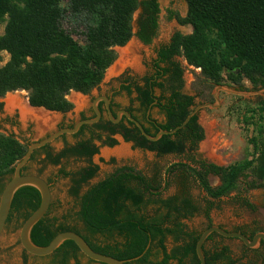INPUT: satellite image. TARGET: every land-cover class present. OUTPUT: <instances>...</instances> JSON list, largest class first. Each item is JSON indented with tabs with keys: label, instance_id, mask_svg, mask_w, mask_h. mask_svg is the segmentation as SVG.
<instances>
[{
	"label": "trees",
	"instance_id": "16d2710c",
	"mask_svg": "<svg viewBox=\"0 0 264 264\" xmlns=\"http://www.w3.org/2000/svg\"><path fill=\"white\" fill-rule=\"evenodd\" d=\"M187 3V17L178 19L182 25L192 27V34L178 33L170 46L161 49L157 77L147 78V86L138 89L144 105L154 100L157 89L161 90L157 100L166 121L154 131L145 129L152 137L160 130L173 131L182 126L195 107V97L182 93L184 73L175 61L179 56L215 84H219L224 71H239L237 77L231 76L232 83L241 85L247 79L255 88L264 87V0ZM141 8L145 13L136 36L149 45L158 32L157 0H0V23L7 19L5 33L0 37V52L10 56V61L0 69V98L26 91L32 107L69 113L74 105L68 96L72 92L87 95L100 85L117 60L115 48L126 46L134 37L133 17ZM145 14L149 15L146 20ZM75 35L83 37L85 43L80 44ZM250 113L256 131L250 140L251 159L229 167L198 158L199 145L205 139L198 114L175 134L163 136L157 142L149 141L133 124L111 127L108 122L95 126L91 140L84 139L76 147L49 158L54 166L67 157L88 161L89 165L76 174L61 171L73 179L71 193L77 200L73 218L78 225L50 218L49 210L32 230V241L46 247L59 234L74 232L94 251L130 264H201L196 247L203 232L189 230L184 221L201 214L210 220L214 203L202 205L196 201L186 184L189 178L194 179L212 200L225 198L240 182L246 191L264 188V100ZM87 127L76 136L83 135ZM104 130L112 134L123 131L125 141L134 143L136 148L159 157L185 158L186 163L173 165L166 170L165 177H149L133 167H124L90 185L99 169L91 162L99 154L93 139L102 141L103 134L99 132ZM106 144L114 147L117 141L107 137ZM26 153L27 147L15 137L0 134V197ZM210 176L221 178V186L213 187ZM180 179L182 188L165 196L171 181ZM83 186H88V190L81 194ZM40 204L41 195L33 187L20 189L14 198V208L32 210L25 222ZM245 205L251 207L247 202ZM214 238L224 239L216 233L208 238L203 248L207 264H238L229 248L210 244ZM169 239L173 240L172 249ZM52 257L59 264H82L85 256L74 242L66 241Z\"/></svg>",
	"mask_w": 264,
	"mask_h": 264
},
{
	"label": "rangeland",
	"instance_id": "374dc122",
	"mask_svg": "<svg viewBox=\"0 0 264 264\" xmlns=\"http://www.w3.org/2000/svg\"><path fill=\"white\" fill-rule=\"evenodd\" d=\"M160 5L159 14V26L156 38L151 44L145 45L136 36L138 32V22L142 15V10L139 9L133 17V32L134 37L124 47H117L115 51L117 53V60L107 70L100 87L103 91H106L107 84L114 78H117L124 70H129L135 76H144L149 71L147 65L152 62L155 57V51L162 44L169 42L172 35L178 33L182 35L192 34V27L188 25H182L178 18L184 19L188 14L187 0H158ZM170 12L175 13L170 15ZM7 19L0 23V37L4 35ZM66 28L70 29L67 25ZM80 43L84 44L85 40L79 35L74 36ZM135 46L137 49L133 55L139 62L140 69L136 70L131 65H123L121 63L122 56L121 51L127 49L130 46ZM10 61V56L6 52H0V69H2ZM175 61L183 69L184 85L182 93L185 95L195 97V107L193 111L206 104H214L218 106L216 108L205 107L199 109L197 112L199 117V124L202 127L205 139L200 143L198 149V158L205 160L209 163L216 164L221 167H229L236 163L244 162L247 159H251V153L253 147L250 144V140L255 136L254 120L251 121L252 114L250 110H256L259 104L264 100V87L258 86L255 88L247 79L242 81L243 87L238 84H234L230 81L231 76L237 77L239 71L230 73L224 71L222 79L219 84L205 79L200 69H196L191 66L184 57H177ZM219 86H226L227 88L243 93H247V96L232 95L225 91H217ZM218 93V103L216 102L215 95ZM98 90L92 91L91 95H84L81 93L72 92L68 99L74 105V108L69 113H56L45 112L46 114L53 116L56 121L47 129L40 131L38 126L33 121H26L20 116L19 122L22 124L24 130V143L26 140L31 139L32 142L42 138L47 131H55V125L58 123H70L71 120L77 119L80 111H82L87 105L89 98L96 96ZM28 92H18L9 94L4 100L10 98H20L24 102L28 99ZM160 95V92H157ZM79 96V97H78ZM81 98L82 104L77 103V99ZM76 99V100H75ZM86 100V101H85ZM124 106L129 105L127 99L118 100ZM219 104V105H218ZM13 111V110H12ZM14 117L13 112L7 111V105L3 112H0V121L7 116ZM152 115L155 120L160 123L166 121L165 115L158 109L153 110ZM258 118V117H257ZM259 119V118H258ZM248 120V121H247ZM261 120V119H259ZM257 120V121H259ZM28 123L33 125L32 131L35 135L32 137L29 133H26ZM1 133L5 135H13L23 141L20 135V131L17 127L4 123ZM87 136H82L78 140L87 139ZM103 140H99L97 137L93 139V143L99 148V154L95 155L91 162L97 166L98 173L96 177L90 181V185H95L99 181L110 176L114 171L122 166H131L137 171L153 177L154 175L161 174L165 177L166 170L173 165L179 163H186L185 158L169 156L159 157L157 154L136 148L133 143H128L122 139L120 135H116L113 138L117 141V145L111 147L106 144L107 136L103 135ZM69 143H74V139L69 137L67 139ZM121 147L126 148V152L123 154L111 155L106 157L104 151H115ZM53 148L55 154L60 152L62 148L61 142L54 143ZM88 161L86 159H79L76 157H67L62 159L59 166H54L48 163L47 166L29 168L30 173H37L43 178L52 181V207L50 208V218H58L60 222H64L67 225H78L73 216L77 212L76 205L77 200L72 195L71 190L73 188L72 177H65L61 171H65L69 174H76L81 169L87 167ZM210 184L213 187H219L222 184V180L219 177L210 176ZM183 180H172L171 188L165 194L170 196L177 193L183 185ZM187 190L190 195L196 200L203 202H213L214 209L210 214V220L204 217L202 214L197 215L190 220L184 221V224L191 231L204 232L211 224L213 226L222 227L228 232L243 231L244 233L254 236L260 233H264V188H257L246 191L243 182H240L236 189L232 191L228 196L221 200H212L208 194L200 187L199 183L194 179L189 178L187 181ZM88 190V186H83L81 194H84ZM246 202L251 206H246ZM64 220V218H66ZM20 230L14 233V239L11 245L14 247L19 244ZM240 233V232H237ZM220 246L229 248L232 258L238 262V264H264V248H256L257 251H248L244 244L235 239H216ZM3 241L0 242L2 244ZM168 244L170 249L173 248V240L169 239ZM1 246L0 259L14 257L12 246ZM17 251L21 250L19 245L16 246ZM254 249V250H256ZM15 251V250H14ZM16 254V253H15ZM55 259L52 256L45 258H30L29 264H59L55 263ZM70 264H75L71 261ZM82 264H99L91 262L88 258L82 259Z\"/></svg>",
	"mask_w": 264,
	"mask_h": 264
},
{
	"label": "flooded vegetation",
	"instance_id": "af4514ba",
	"mask_svg": "<svg viewBox=\"0 0 264 264\" xmlns=\"http://www.w3.org/2000/svg\"><path fill=\"white\" fill-rule=\"evenodd\" d=\"M157 2H158V0H157ZM158 4H159V2H158ZM141 10H142V14H144L145 9L141 8ZM151 11L153 12L154 8H151ZM159 14H160V5H159V13L157 15L158 26H159V17H158ZM174 14L175 13L170 12V15H174ZM148 17H149L148 14L144 15L145 20L148 19ZM140 18H139V22H138V26H139L138 31H140V22H141ZM174 36L175 35L171 36L168 43L162 44L158 49H156L155 57L152 59V62L147 65V67L149 68V71L147 72V74H145L144 76H139V75L135 76L131 73V71L124 70L117 78L112 79L107 84L106 91H103V89L100 87V85H98L96 88L93 89V91L95 89L98 90V94L96 96L89 98L87 105L84 107V109L82 111H80L77 119L75 118V119L71 120L70 123H58L57 125H55V131L54 130H53V132L47 131V133L42 138H39L33 142L31 139H29V140H26L24 143V130H23L22 124L18 120V118L21 116L19 108H15L12 111L14 113V117H10V115H9L6 118H3L0 121V134H3V133H1V130H2V126L4 123L11 124V125L17 127L18 130L20 131V135L22 136L21 139L23 141H21L20 139H18L16 136H13V135H5V134H3V135L15 137L23 146L27 147V150H28V147L30 145H32L34 143L42 142L43 140L50 138L52 135H54L55 133H57L60 130L67 129V128H74L78 123H80L82 121L97 118V114L95 111V103L96 102H97V108L101 112V118L97 123L91 124V125H84V126H88V127L84 130L83 135L76 136L82 130V128L84 126H82L80 131L75 135L64 134V135L60 136L59 138H57L54 142L49 143L46 146L35 150V152L33 153L32 157L28 163V165L22 170V174L23 175H35V176L41 177L51 186V189H52V181H49L48 179L43 178L41 175H39L37 173H30L29 168H31L33 166H36V167H43L45 165L47 166V164L50 163L49 158L51 156L55 157V156L61 154L62 152H64L66 149L74 148L77 145H79L81 142H83L85 138L78 140L82 136L88 137V138L86 137L87 139H85V140H88V139L91 140V138H93V136L96 132L94 127L97 125L107 124L108 122H111L112 123L111 127H116V126L119 127L120 125L129 126V124H133L136 128H138L136 126V124L129 121L125 115H122V119L118 123L112 122V120L109 116L108 106L110 107L115 119H117L118 114L120 112L125 111V112L129 113L138 122H140L142 124V126L144 127V129H149L151 131H154V129L159 128L161 123L159 121L155 120L153 115H152V112L155 109H158L161 111V108L159 107V101L157 100L159 95L157 96L156 91H155L154 92L155 96H153L154 100L151 103H148V105H144L140 99V94H139L138 89L141 87L145 88L147 86V84H148L146 81L147 78H150L152 76L157 77V70H158V68H160L158 66V62H157L159 59V52L161 51L162 48L170 46V43L172 42V39ZM161 67H162V65H161ZM170 77L171 76H166L167 79H169ZM170 88H171V84H168L167 89L170 90ZM157 91L161 93L160 89H157ZM18 92H24V91H18ZM18 92H14V93H18ZM91 93L92 92H90L87 95L89 96V95H91ZM9 94H12V93H9ZM9 94H7L4 98H0V100H4ZM119 99H121V100L127 99L129 101V105L124 106L123 104H121L118 101ZM27 100L29 101V99H27ZM106 101L109 102V105H107ZM6 105H7V103L5 101L0 102V112H3ZM34 109L39 111V109H44V108H34ZM44 110H45V112H50L46 109H44ZM29 121H31V120H29ZM32 129H33V125L28 123V128L26 130V133H29L33 137L35 135V133L32 131ZM97 132H99V131H97ZM99 133L106 135L107 137H114L116 135H120L122 138H124V132L123 131L121 133L112 134L111 131H109V130L105 131L104 130V131L99 132ZM69 137H72L74 139V143L71 144L67 141V139ZM58 142H61L62 148H61L60 152L55 154V152H54L55 149L53 148V144L58 143ZM128 143H131V142H128ZM95 146H97V145L95 144ZM124 167H131V166L126 165V166L119 167L117 169L124 168ZM103 180H101V181H103ZM101 181H99V182H101ZM51 207H52V203H51ZM30 213H32V210L29 207L20 208V209L18 207L14 208V201H13L12 209H11L9 218L7 220L5 230L2 234V236L0 237V242L3 241L2 244H0V251H1V246L3 247L4 245H6V247H7V246L11 245V243L13 242V239H14V233L16 231L18 232V230L22 229L24 222H25V218ZM236 232H240L241 234L245 235L250 240H252L256 236V235H254V236L248 235V234L244 233L243 231H236ZM250 237H252V239ZM215 239H217V238H214V240H212L210 242L211 245H215L216 243H218ZM235 240H237V239H235ZM18 243L19 244H17V245H19L21 247V250L17 251V249H16L17 245H15L14 247L11 245L12 249H9V251L13 250L14 257L1 258L0 264H29V259L31 257L32 258H40V257L32 256L26 252V250L23 248V246L21 244L20 237H19ZM245 248H247V247L245 246ZM259 248H264V242L263 241H262ZM247 249H249V248H247ZM251 250H254V249H251Z\"/></svg>",
	"mask_w": 264,
	"mask_h": 264
},
{
	"label": "water",
	"instance_id": "95a60500",
	"mask_svg": "<svg viewBox=\"0 0 264 264\" xmlns=\"http://www.w3.org/2000/svg\"><path fill=\"white\" fill-rule=\"evenodd\" d=\"M217 91H225L232 95H239V96H247L249 94L231 90L227 88L226 86H219ZM264 93V92H262ZM218 93L215 95L216 102L218 103ZM29 102V101H28ZM107 102V105H109V102ZM30 104V103H29ZM219 105V104H218ZM31 106V105H30ZM205 107H212L216 108L218 106H215L214 104H206L195 111H193L190 116L187 118V120L184 122L182 126L179 128L173 130V131H164L160 130V132L155 136L152 137L145 131L144 127L140 122H138L136 119H134L129 113L123 111L118 114L117 119H115L110 107L108 106L109 116L114 123H118L122 119V115H125L129 121L136 124V126L139 128L141 133L151 142H157L159 141L163 136L166 135H173L178 130L182 129L190 120L192 117H194L199 109L205 108ZM95 111L97 114V118L95 119H89L82 121L78 123L74 128H67L58 131L54 135H52L50 138L43 140L42 142L34 143L28 147L27 153L25 154L24 158L17 164L14 172L13 178L10 180V182L5 187L1 198H0V237L2 236L7 220L9 218L12 204L15 198L16 193L24 188V187H33L37 189L41 195V204L40 207L31 215V217L24 223L21 231H20V240L23 248L26 250L27 253H29L32 256L45 258L53 255L66 241H72L74 242L82 254L88 258L89 260L99 263V264H130V262L127 261H121L116 258H113L111 256L100 254L96 251H94L90 245L85 241V239L80 236L77 233L74 232H64L59 234L50 245L46 247H39L32 241V230L34 227L42 221L45 216L47 215L51 203H52V190L51 186L41 177L35 176V175H23L22 170L28 165L33 153L35 150L40 149L44 146H46L49 143L54 142L57 138L64 134L68 135H75L77 134L81 127L84 125H91L97 123L101 118V112L97 108V102L95 103ZM124 141L125 139L122 138ZM218 234L224 238L228 239H237L243 244L249 248V249H256L260 247L262 241L264 242V233L257 234L252 240L247 238L245 235L237 232H228L220 227L213 226L211 228H208L205 230L198 243H197V255L200 260L201 264H207L206 257L204 255V245L207 242L208 238L212 234Z\"/></svg>",
	"mask_w": 264,
	"mask_h": 264
},
{
	"label": "bare ground",
	"instance_id": "6f19581e",
	"mask_svg": "<svg viewBox=\"0 0 264 264\" xmlns=\"http://www.w3.org/2000/svg\"><path fill=\"white\" fill-rule=\"evenodd\" d=\"M136 49L137 48L132 45L128 47L127 49L122 50L121 51V56H122L121 63L123 65H131L130 67H133L134 69L139 70L140 69L139 62L136 58L134 59L133 57ZM77 103L79 105L82 104L81 98L77 99ZM15 108L20 109L21 117L25 120V122L29 120L35 122L40 131H43L49 128L57 119L41 111L44 109H39V111L34 109L33 107L29 105L28 100H25L24 102L20 98H10L9 100H7V111L12 112V110H14ZM125 152H126V148L121 147L115 151L106 150L104 151V155L106 157H110L111 155H117V154L120 155Z\"/></svg>",
	"mask_w": 264,
	"mask_h": 264
}]
</instances>
